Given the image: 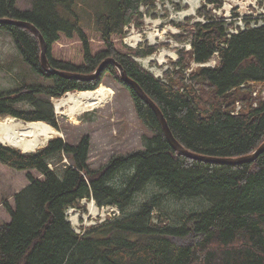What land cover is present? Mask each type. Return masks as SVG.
I'll return each instance as SVG.
<instances>
[{
    "label": "trees",
    "instance_id": "16d2710c",
    "mask_svg": "<svg viewBox=\"0 0 264 264\" xmlns=\"http://www.w3.org/2000/svg\"><path fill=\"white\" fill-rule=\"evenodd\" d=\"M15 1L0 0V18L32 23L45 41L50 67L88 76L107 58H114L156 103L169 131L186 149L238 157L264 141V98L252 97L249 84L264 83V23L230 33L232 24L211 11L224 0H202L196 12L203 19L188 24L190 35H172L178 41L188 38L191 48L178 49L188 61L204 62L218 52L219 63L198 67L187 76L189 62L181 52L172 61L176 69L166 70L163 79L155 78L132 57L151 54L159 44L135 50L121 41L122 27L131 21L141 26L140 5L153 6L154 0H99L92 15L95 37L77 16V0H32L25 10L18 9ZM0 30L11 35L20 58L32 71L49 81L24 80L16 88L1 90L0 117L10 115L57 128L51 98L94 90L105 74L121 79L109 61L92 78L49 73L43 70L40 42L31 29L0 22ZM123 84L138 119L151 132L143 137L142 149L112 155L92 169L86 134L76 144L56 136L27 153L0 143V163L18 171L34 169L42 176L27 172L29 183L13 195L14 204L3 202L10 221L0 222V264H264V151L252 161L234 164L184 156L169 144L152 107ZM235 99L241 109L233 114ZM21 102L32 107H17ZM0 142L7 144L2 138ZM64 157L68 163L62 161ZM151 182L163 192L126 211ZM90 196L99 206L116 205L120 214L78 233L64 212ZM164 198H199L206 204L182 210L178 219L167 223L153 217V208H160ZM192 236L193 242H183Z\"/></svg>",
    "mask_w": 264,
    "mask_h": 264
},
{
    "label": "rangeland",
    "instance_id": "374dc122",
    "mask_svg": "<svg viewBox=\"0 0 264 264\" xmlns=\"http://www.w3.org/2000/svg\"><path fill=\"white\" fill-rule=\"evenodd\" d=\"M154 1L153 6L150 5L147 8L148 12L146 14L148 21L141 26L140 33L142 34V38L146 40L149 33H151L150 36L153 37L157 31L158 36L156 40L158 41L157 43H159V50L157 49L155 52L144 56L133 54L132 57L143 68H148L147 70L150 71L155 78L163 79L165 78L164 73L166 70L172 73L176 69V67L172 65V61L176 60L181 52H183H179L177 49L180 48L182 44L188 42L187 37L184 41H178L174 39L175 37L172 35L185 33L188 34V36L190 35V33H188V24L193 23L195 20L203 19L201 16H198L196 12L203 2L202 0ZM98 2L99 0H77L76 2L78 9L77 16L81 24L86 26L85 28L90 35L94 37L96 33L94 30L96 22L92 15L99 6ZM250 2H254V0H225L224 4L226 8L231 9L230 11L232 14H235L239 5H246ZM258 2V8H253L259 12L258 17L255 19L242 18L239 20H228L227 23L232 24L228 29L229 32L230 29L237 28V30H239L253 24L264 23V0H258ZM31 3L32 0H16L15 6L20 10H25L31 7ZM224 4L221 10L223 12H219V16L226 15L227 11L224 12ZM206 7L212 8L210 5ZM212 12L214 13V11ZM187 18H191L189 22H186ZM124 27L125 25L122 27V32H124ZM126 34V32L125 34L123 33L122 37ZM138 37L139 36H136V38ZM13 44L14 42L11 35L4 30H0V91L8 88H16L21 85L24 80L30 83L49 82L32 71L30 66L20 58L21 56ZM145 45H147V43L143 46ZM183 55L185 56V62H189V67L185 71L188 72L191 69H196L197 67H195V65L193 66L191 63L192 60L190 59L188 61L187 54L183 52ZM168 58L171 59L168 60ZM149 60L151 61L149 62ZM160 62L164 63L159 65ZM169 75L167 76L169 77ZM101 81L102 84H100L98 88L100 89L99 94L101 95L98 101L92 103L85 111L76 115V118L74 117L72 119L63 113H59L53 104L58 127L53 128L54 126L51 127L41 122L37 123L39 121L35 122L38 128L43 130L37 134L46 135L48 139L56 134H60L66 142L76 144L83 135H88L90 139V148L87 162L88 166L92 169L101 167L112 155L127 154L142 149L144 147L143 137L151 135L148 128L138 119L139 117L137 116L135 106H133V99L126 86L111 74H105ZM53 100L54 98H51L50 101L53 103ZM16 105L22 109L32 107L30 102H21ZM5 116L0 117V122ZM15 119L19 120L17 118ZM20 121L25 123L23 120ZM62 161L68 163L65 157ZM27 172L35 177L42 178L40 173L36 170L17 171L0 163V221L8 219L7 211L3 206L4 200L11 205L14 204L13 195L20 191V187L28 182L26 179ZM122 173L123 172H120L118 174L117 179L121 177ZM162 192L163 189L156 183H148L143 191L138 192L137 195L134 196L135 204L131 205L126 211L135 210L137 206L149 200L151 194ZM90 201L91 199H84L80 202V206H69L66 209L65 213L67 219L70 220L71 226H73L76 231L82 232L90 226L105 223L114 218L110 217L106 212L102 214L101 208L97 211L98 214L96 216L93 217L92 215L87 218L88 204ZM205 204L206 202L199 198L180 200L164 198L160 201V208H153V217L154 220H158V218L161 217L165 219V222L171 223V221L180 217V211L200 209V207ZM94 209L95 207L92 206V210ZM193 239L194 236L187 237L183 242L190 243L193 242ZM179 241L181 242L182 240Z\"/></svg>",
    "mask_w": 264,
    "mask_h": 264
},
{
    "label": "water",
    "instance_id": "95a60500",
    "mask_svg": "<svg viewBox=\"0 0 264 264\" xmlns=\"http://www.w3.org/2000/svg\"><path fill=\"white\" fill-rule=\"evenodd\" d=\"M0 22L24 26V27L31 29L32 32H34L36 34V36L38 37L39 42H40L39 44L41 46V52H40V56H39L40 60H41V65L43 67V70H46L49 73H56V74L69 76V77L74 76V77H79V78H92V77L96 76L102 70L101 67H103V64L105 62H107V61L111 62L116 67V69L118 70L120 78H121L120 80H122L123 83L130 85L136 91V93H138L148 103V105H150L152 107V109L154 110V112L157 115V118H159V121L162 125L163 131L165 132V135L167 136V139L170 142L169 144H172L173 148L176 149L177 151L183 153L184 156L186 155V156H189L192 158L206 160V161H213V162H219V163H233L234 164V163H239V162L252 161L260 154V152L264 151V141H263L255 150H253L249 154H246L243 156H238V157H216V156L214 157V156H207V155H202V154H197L195 152H192V151L186 149L185 146H182L180 143H178V141L173 137L172 133L169 131L170 129L168 128V125H167L165 119L163 118L164 116L162 115L158 106L155 105L156 103L145 92H143V89L139 86V84L135 80L131 79V77L129 78L126 71L123 69V67H121L122 65L120 63H118L114 58H107L105 61L102 62V64H100L97 67V69L92 74H90L88 76L75 74V73H68V72H64V71H60V70H55L54 68L50 67L48 59L46 57L45 41H44L40 31H38V29L32 23H30L28 21H24V20L9 19V18H0ZM228 95L230 96L231 93ZM51 138H53V137H51ZM51 138H49L48 140H50ZM48 140L43 145H41V147H44L47 144ZM0 143L2 145L12 146L10 144H5L3 142H0ZM41 147H39V148L41 149ZM35 150L36 149L23 150L22 152H26V153L27 152H34Z\"/></svg>",
    "mask_w": 264,
    "mask_h": 264
},
{
    "label": "bare ground",
    "instance_id": "6f19581e",
    "mask_svg": "<svg viewBox=\"0 0 264 264\" xmlns=\"http://www.w3.org/2000/svg\"><path fill=\"white\" fill-rule=\"evenodd\" d=\"M99 93L100 91L96 89L67 92L59 98H54L53 104L59 113L73 119L85 111L89 105L96 102L99 99ZM42 131L35 122L25 124L10 115H6L0 122V138L22 151L41 147L48 139L46 135L37 134Z\"/></svg>",
    "mask_w": 264,
    "mask_h": 264
},
{
    "label": "built area",
    "instance_id": "2783aa9c",
    "mask_svg": "<svg viewBox=\"0 0 264 264\" xmlns=\"http://www.w3.org/2000/svg\"><path fill=\"white\" fill-rule=\"evenodd\" d=\"M258 0H254V2H250L249 4H246V5H239L238 8L236 9V13L235 14H232V12L230 11L231 9L230 8H226L225 7V4H224V12H226V15L225 16H219V12H223L221 11L222 10V7L220 8H214L212 11H214V13L221 17L222 20H239V19H242V18H246V19H255L258 17V11L255 10L256 8H258ZM255 8V9H253ZM140 10L142 12H144V6L140 8ZM257 11V12H256ZM230 13V14H229ZM145 22H147V18H144ZM135 24L134 23H130L128 25H126L124 27V34L125 32L127 33L126 35H124L122 37V40L124 44H126L128 47H131V48H136L138 47L140 44L142 43H145L147 42L148 44H153L155 43L157 40H156V37L158 36V33L156 31V34H154V36H150L151 33H149V36L146 40H144L142 38V34L140 33V30H138V28L134 27ZM137 30V31H136ZM230 32L231 33H235V32H238L237 28H234V29H230ZM136 36H139L138 38H136ZM215 59H212L211 61L209 62H206V63H199L200 65H213L215 64ZM249 84L251 85V89H250V95L254 98H264V83H253V82H249ZM245 84H241V87H244ZM234 104L231 108V113L233 114H236V113H239L240 109H241V103L238 101V99H235V101H233ZM253 105H256V101L253 103ZM98 211V210H97ZM96 211V212H97ZM101 212L102 214L103 213H107L108 215H110V217H115V216H118L120 214V211L119 209L116 207V206H102L101 207ZM98 214V212H97ZM96 213H89L87 215V218L89 216H96L97 215ZM83 232V231H82Z\"/></svg>",
    "mask_w": 264,
    "mask_h": 264
},
{
    "label": "crops",
    "instance_id": "0c3cea01",
    "mask_svg": "<svg viewBox=\"0 0 264 264\" xmlns=\"http://www.w3.org/2000/svg\"><path fill=\"white\" fill-rule=\"evenodd\" d=\"M144 6V9L145 10H143L144 12H142L141 10V12L142 13H140V14H142V21H143V23L141 24V26H143L144 25V23H145V20H144V18H147V6H145V5H143V4H141L140 5V8L141 7H143ZM235 13V12H234ZM151 17V16H150ZM224 20V19H223ZM148 21V20H147ZM225 21H228V20H225ZM130 23H134L135 24V26L134 27H137L138 28V30H140V28H142L141 26H137L136 25V22L135 21H131V22H129V23H127V24H125V26L126 25H128V24H130ZM261 24H263V23H261ZM257 25H260V24H253V25H251V26H249V27H254V26H257ZM242 29H244V28H242ZM124 33V32H123ZM188 41V40H187ZM158 41H156L155 43H153V44H148L147 42H145V43H147V45H154V44H159V43H157ZM145 43H142V44H140L138 47H136V48H139V47H143V45L145 44ZM126 45V44H125ZM131 48V47H130ZM136 48H132V49H136ZM181 48H184L185 50H189L190 48H191V45H190V42L188 41L187 43H185V44H182L181 45V47H180V49ZM179 49V48H178ZM177 49V50H178ZM158 50H159V48H158ZM177 56V55H176ZM148 58V57H147ZM177 58V57H176ZM146 59V58H145ZM171 58H168V60H170ZM212 59H215V64H213V65H208V66H211V67H214V66H216L218 63H219V61H220V59H219V55H218V52H215L208 60H206V61H204V62H195L194 60H192V65L194 66L195 65V67H201V66H207V65H200L199 63H206V62H209V61H211ZM151 60H149V62H150ZM165 61H166V59H165ZM164 61V62H165ZM148 62V63H149ZM164 62H160L159 63V65H161V64H163ZM147 64V63H146ZM158 68V67H157ZM148 69V68H147ZM192 71V69L191 70H189L188 72H186L185 71V73L187 74V76H188V74L190 73ZM194 71H195V69H194ZM123 83V82H122ZM102 84V83H101ZM259 84V83H258ZM99 88V86L96 88L97 90H99L100 91V89H98ZM95 90V89H94ZM67 93V92H66ZM65 93V94H66ZM100 95L101 94H99V98H100ZM97 101H98V99H97ZM86 112H88V111H86ZM85 112V113H86ZM56 114V113H55ZM14 118H16V117H14ZM20 120V119H19ZM24 122H26V121H24ZM28 122V121H27ZM26 122V123H27ZM56 128V127H55ZM56 136H61L60 134H56L55 136H53V138L54 137H56ZM62 137V136H61ZM52 139V138H51ZM49 141V140H48ZM48 143V142H47ZM46 146V145H45ZM14 147V146H13ZM18 149V148H17ZM38 149V148H37ZM36 149V150H37ZM22 151V150H21ZM2 164V163H1ZM4 165V164H3ZM6 166V165H5ZM10 168V167H9ZM29 170H34V169H29ZM18 171V170H17ZM21 171H23V170H21ZM25 171H27V170H25ZM27 179V178H26ZM28 181V180H27ZM29 182H27L26 184H24L22 187H20V189L21 188H24L25 186H27V184H28ZM93 197L92 196H90V198H82L79 202H81L82 200H84V199H86V200H89V199H91V201H90V203L88 204V214L91 212V213H96L97 214V210H99L102 206H108V205H101V206H99V205H97L96 204V202H95V200L94 199H92ZM92 206H94L95 207V209L94 210H92ZM110 206H116V205H110ZM69 207V206H68ZM67 207V208H68ZM71 207V206H70ZM117 207V206H116ZM118 208V207H117ZM119 209V208H118ZM65 213V212H64ZM7 215H8V213H7ZM8 217V219H6L5 221H0V222H9L10 221V216L8 215L7 216ZM70 221V220H69ZM71 223V222H70ZM73 227V226H72ZM74 229V228H73ZM75 230V229H74ZM76 231V230H75ZM76 232H80V231H76Z\"/></svg>",
    "mask_w": 264,
    "mask_h": 264
},
{
    "label": "flooded vegetation",
    "instance_id": "af4514ba",
    "mask_svg": "<svg viewBox=\"0 0 264 264\" xmlns=\"http://www.w3.org/2000/svg\"><path fill=\"white\" fill-rule=\"evenodd\" d=\"M220 8V7H219ZM214 9V8H213ZM217 9V8H216Z\"/></svg>",
    "mask_w": 264,
    "mask_h": 264
}]
</instances>
